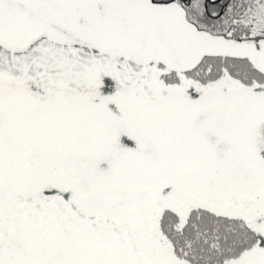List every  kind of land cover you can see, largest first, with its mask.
Returning <instances> with one entry per match:
<instances>
[{
  "label": "snow or ice",
  "instance_id": "1",
  "mask_svg": "<svg viewBox=\"0 0 264 264\" xmlns=\"http://www.w3.org/2000/svg\"><path fill=\"white\" fill-rule=\"evenodd\" d=\"M0 264H264V0H0Z\"/></svg>",
  "mask_w": 264,
  "mask_h": 264
}]
</instances>
